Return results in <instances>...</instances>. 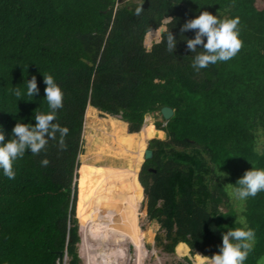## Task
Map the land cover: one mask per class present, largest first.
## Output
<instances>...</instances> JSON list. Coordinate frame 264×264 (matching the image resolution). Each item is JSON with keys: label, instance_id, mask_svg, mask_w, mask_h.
<instances>
[{"label": "trees", "instance_id": "1", "mask_svg": "<svg viewBox=\"0 0 264 264\" xmlns=\"http://www.w3.org/2000/svg\"><path fill=\"white\" fill-rule=\"evenodd\" d=\"M202 11L238 18L242 46L230 60L197 70L185 42L194 32L180 29ZM168 17L174 22L163 23ZM160 27V41L146 51L145 35ZM169 31L174 54L167 51ZM43 75H52L63 93L53 123L69 131L39 154L26 151L14 162V179L0 173V264H63L64 256L78 264L76 169L88 106L120 116L128 133L151 115L143 137H161L146 143L151 157L143 158L137 178L147 247L177 254L183 246L191 256H211L223 232L247 227L255 238L244 264L264 263V192L239 201L226 186L251 167L264 169V0H0L6 139L16 123L34 124L36 114L50 111ZM32 76L40 89L33 98L25 95ZM162 107L173 115L157 122L153 113ZM241 217L244 223H234Z\"/></svg>", "mask_w": 264, "mask_h": 264}, {"label": "clouds", "instance_id": "2", "mask_svg": "<svg viewBox=\"0 0 264 264\" xmlns=\"http://www.w3.org/2000/svg\"><path fill=\"white\" fill-rule=\"evenodd\" d=\"M140 11L141 9L138 8L137 15H139ZM168 21L174 22L173 18L168 17V20L163 21V23ZM238 24V18L220 19L217 14L213 15L208 11H202L196 18L187 20L180 31L181 33L194 32V38L185 39L187 50L192 54H196L193 60V67L197 70L204 69L210 64L225 62L233 58L242 46V42L239 39ZM158 41H160V37ZM166 43L167 51L174 54L177 40L171 31L167 34ZM153 44L150 45V48ZM144 47L146 46L144 45ZM43 84L46 85L44 88V99H46L50 109L48 113L36 114L34 124L16 123L7 139L5 131L0 126V173L8 179H14V162L18 158H22L26 151L32 154H39L49 140L55 138L57 133L64 136L69 131L68 128H62L59 124L53 123L56 119L57 111L63 107L61 88L52 75H43ZM13 93L17 98L21 97V92L17 87H13ZM39 94L40 89L37 85V78L32 76L30 80L27 79L26 81L25 95L33 98ZM150 116L146 118L145 125L151 119ZM126 132L128 133L127 129ZM42 163L47 165L48 161L43 160ZM227 176V173L220 172L219 177L227 178ZM226 186H232L231 194L236 200L245 201L249 197H255L258 193L264 192V169L251 167L250 170L244 172L243 176L234 185L228 184ZM236 222L244 223V220L241 217L239 221L234 220V223ZM254 238L255 233L251 228L229 229L221 234V244L217 246L216 252L211 256L199 254L201 256V264H244L252 250Z\"/></svg>", "mask_w": 264, "mask_h": 264}, {"label": "rangeland", "instance_id": "3", "mask_svg": "<svg viewBox=\"0 0 264 264\" xmlns=\"http://www.w3.org/2000/svg\"><path fill=\"white\" fill-rule=\"evenodd\" d=\"M106 119L114 121L113 125H106V123L101 122L102 120ZM124 124L125 123L122 122L120 116L109 117L108 115H104L90 106L86 108L84 115V126L82 130L81 153L78 155L77 158L76 170L77 180L74 217L76 219L77 235L79 237V241L75 246L76 254L78 257V264H84V262L89 263L90 259L89 250L84 247L86 246V241L84 242V238L88 234L89 223L91 219L87 216V214L89 215V213L86 214L83 212L84 209H82V205L84 201L82 195L84 191V183L86 182L85 162L88 157L89 142L91 137H93V140L95 139L93 141L94 144L92 142V161L96 160L98 162L100 158H104V156H107L103 153L100 155L99 149L101 146L104 150L118 148L117 152H119V155L114 158H116L119 162L123 161V159L125 158L124 155L126 154L127 150H129V148L132 149V153L137 155L136 162L139 166L137 165L136 171L135 168L133 169L134 164L131 163V165L129 166L132 168L129 170L130 172L128 171L125 175H122L120 181L116 183L117 192L118 195H120L119 201L116 202L119 207V219L117 220H119L120 223L118 222L116 225L118 235L117 240L121 245V264H134L133 259H139L141 261V264H186V261L184 259L185 256L182 257V255L185 254L191 264H201V257L197 254H194L192 256L190 254H187V250L183 246L178 247L177 254H169L164 252L163 246L154 245L153 247L149 248L144 244V242L141 241V228L144 223L139 222L138 215L141 208V202L144 196L143 190L137 182V178L141 168V163L143 160V150L145 149L146 143L151 141L152 139H161V137L145 140L144 137L140 135L141 129L143 127H141L140 131L136 134H128L126 132L127 125L125 124V127ZM94 128L96 130V133L92 136V131ZM130 139H134V141L132 142ZM104 164L105 162H101L98 164V166H103ZM116 167L118 166H114L113 168L111 167V169L108 168L106 172L102 171L101 174H108L109 172L113 171ZM79 177L81 192L78 203ZM159 235L161 239H163V243H165L163 232H160ZM68 261L69 258L66 257L63 260V264H67Z\"/></svg>", "mask_w": 264, "mask_h": 264}, {"label": "bare ground", "instance_id": "4", "mask_svg": "<svg viewBox=\"0 0 264 264\" xmlns=\"http://www.w3.org/2000/svg\"><path fill=\"white\" fill-rule=\"evenodd\" d=\"M158 36L159 33L157 31L147 34L145 38V45L150 47L151 44L158 41ZM101 122L106 123V125H113L114 121L106 119L102 120ZM143 128L141 129V136H143ZM95 133L96 130L94 128L92 131V136ZM94 140L93 137H91L89 142V152L85 162L86 182L84 183V191L82 195L84 201L82 205V209H84L83 212L86 214L89 213L87 216L91 219L89 223L88 234L84 238V242L86 241V246L84 247L89 250L90 259L89 263L84 262V264H121V245L117 240L118 235L116 225L119 222V220H117L119 219V207L116 202L119 201L120 195H118L116 183L120 181L122 175H125L130 169H132L129 167L131 163L134 164L133 169L135 168L136 171L138 165L136 162L137 155L132 153V149L129 148V150H127L126 154L124 155L125 158L123 161L119 162L116 158H114L119 155V152H117L118 148L104 150L101 146L99 149L100 155L103 153L107 156L100 158L98 162L96 160L92 161V142ZM131 141L133 142L134 139ZM101 162H105V164L103 166H98V164ZM114 166L118 167L114 168V170L108 174H101L102 171L106 172L108 168L111 169V167L113 168ZM79 181L80 177L78 179L80 198L81 190Z\"/></svg>", "mask_w": 264, "mask_h": 264}, {"label": "water", "instance_id": "5", "mask_svg": "<svg viewBox=\"0 0 264 264\" xmlns=\"http://www.w3.org/2000/svg\"><path fill=\"white\" fill-rule=\"evenodd\" d=\"M146 5H147V3H146V1L144 2V4H143V8H145L146 7ZM165 31V28L164 27H160L158 30H157V32L159 33V37L163 34V32ZM151 32H153V31H151ZM150 33V32H149ZM145 39V38H144ZM159 42V41H158ZM146 48V50L147 51H149L150 50V47H145ZM172 115H173V110L171 109V108H169V107H162L158 112H155L154 114H153V116L156 118V121L157 122H163V121H168L171 117H172ZM146 118H149V115H146L145 116ZM153 122V120L152 119H149L148 121H147V123H149V124H151ZM127 125V124H126ZM127 128V127H126ZM151 157V153L149 152V151H147V150H143V158L145 159V160H147V159H149ZM138 182V181H137ZM138 184H139V182H138ZM143 196H144V194H143ZM66 258V256H64V258H63V260Z\"/></svg>", "mask_w": 264, "mask_h": 264}]
</instances>
